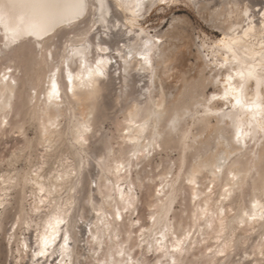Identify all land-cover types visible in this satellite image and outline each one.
Listing matches in <instances>:
<instances>
[{
  "label": "bare ground",
  "instance_id": "6f19581e",
  "mask_svg": "<svg viewBox=\"0 0 264 264\" xmlns=\"http://www.w3.org/2000/svg\"><path fill=\"white\" fill-rule=\"evenodd\" d=\"M16 2L29 4L32 0ZM106 2L103 23L97 20L93 24L89 11L78 20L65 18L40 41L22 36L6 47L10 33L6 35L0 24V73L13 69L7 82L0 80V138L23 136L21 151H38L42 159L35 169L14 174L0 170V243L9 235L10 245H0V253H10L9 264H24L26 260L34 264L32 253L38 250V234L43 235L50 217L59 216L65 224L48 249L49 255L39 258V264H172L173 260L177 264H260L264 259L260 255L264 220H251L244 213L259 217L264 208V133L259 131L264 123V0L260 5L254 0H169L163 5L159 0H122L125 7L120 6L121 0ZM138 3L142 5L139 9ZM179 3L194 8L221 34L203 32L196 39L181 28L189 19L180 15H174L165 30L146 26L154 11ZM240 9L249 15L243 17ZM135 12L139 17L133 27L128 21ZM19 17V12L13 18L7 16L5 23L15 26ZM137 28L147 38L160 40L151 57V69L141 66L139 55L130 63L118 55L141 39ZM248 28L252 31L245 36ZM82 36H86L88 51L83 56L73 55ZM232 40L238 42L232 44ZM100 47L108 51L101 53ZM190 55L195 61H190ZM98 59L105 60L103 76L93 71ZM249 71L252 77H248ZM53 80L59 97L49 103ZM240 84L244 85L242 90ZM209 85L215 89L207 91ZM231 89L235 91L228 100L223 99L225 91ZM111 92L115 97L107 103ZM213 96L218 98L212 100ZM237 96L243 107H232ZM114 107H119L121 116L114 120L116 134L109 135L104 125ZM173 120L176 123L171 126ZM27 125L33 127L35 136L29 135ZM85 125L88 131H84ZM238 128L239 143L235 138ZM246 132L250 135L244 136ZM167 149L181 152L187 166L185 179L176 174L170 179L160 176L156 191L146 201L149 208L154 207L151 215L155 221L137 223L139 213L137 217L133 213L141 199L134 170L139 175ZM222 159L227 161L223 165ZM119 164L124 167L117 171ZM96 167L100 183L91 173ZM216 167L221 170L216 172ZM89 174L97 183L96 189L88 185ZM189 178L195 179V185H186ZM203 178L210 183L205 184ZM141 183H145L143 179ZM187 186L196 196L195 200L190 197L195 210L187 218L193 219L197 228L186 234L179 231L185 219L174 204ZM129 189L134 200L125 212L121 196L127 199ZM85 209L91 218L81 213ZM117 210L121 220L115 218ZM173 218L176 221L172 222ZM65 230L69 251L61 256ZM180 240L184 241L180 251H173ZM158 247L166 248L167 253Z\"/></svg>",
  "mask_w": 264,
  "mask_h": 264
},
{
  "label": "snow or ice",
  "instance_id": "6c2138e0",
  "mask_svg": "<svg viewBox=\"0 0 264 264\" xmlns=\"http://www.w3.org/2000/svg\"><path fill=\"white\" fill-rule=\"evenodd\" d=\"M160 4H167L169 3V0H159ZM10 4H18L16 0H9ZM20 4V3H19ZM33 9V13L27 17H19V21L15 24V26H10L8 23H5V20L7 18V13L3 11V6L0 5V24H3V26L6 29V35L10 33L9 41L6 42L5 46H8V43H15L20 37L22 36H29V37H35L37 41L42 40L45 36H47L50 32L54 31L56 26L60 24L65 18H68L70 20H78L82 17H86L88 12L91 11L94 19L93 24L96 23L97 20H99L101 23L105 20V13L108 11L107 2L106 0H71V3H65L61 2V0H32L31 3L25 4ZM121 7H125L126 5L122 2L120 3ZM137 9L141 8L142 5L138 3L136 5ZM99 12V15L97 16L96 13ZM70 13V16L67 14ZM240 13L243 17H247L249 15V12L246 9H240ZM139 17V12L133 13V17L128 21L129 24H131L133 27H136V20ZM250 23V22H249ZM91 31V29H89ZM252 31L251 28H248L245 30L244 34L247 36ZM261 32L264 33V23H262ZM137 33L141 37V39L137 40L136 44L130 45L127 47V51L121 50L118 55H120L122 58H126V60L130 63L132 61V58L136 55H139L140 60L143 62L142 67H147L148 69H151L153 60L152 55L156 51V46L160 44V40L157 39H150L147 38V34L143 32L142 29L137 28ZM81 45L79 48L73 50V55H79L83 56L84 53L88 51L87 43H86V36L80 37ZM237 40H232V44H236ZM224 43L223 41L221 42ZM227 47V45H225ZM215 47V46H214ZM261 48L264 49V44L261 45ZM231 51V48L228 49ZM99 52L105 53L108 51V49L104 47H100L98 49ZM49 56H51V53H48ZM262 55V67H264V52L261 53ZM233 56L235 57V53H233ZM105 64V60L98 59L95 61V69L93 70L96 75L103 76V67ZM125 69H127V64H125ZM13 69L11 67L7 68L6 73H0V80H3L5 82L8 81L9 75ZM93 74L92 71L89 72V76ZM126 74V73H125ZM243 73H241V76L243 77ZM248 77L253 76V72L249 71L247 73ZM231 79V77H229ZM14 83V81H13ZM89 88H92L93 85L89 83ZM240 89L242 90L244 85H239ZM235 91V89H231V91H225L224 96L222 97L225 100H228L229 96L231 95V92ZM59 92H58V86L55 82V80L51 83V91L48 93V100L49 103L52 102L53 99H58ZM218 97L213 96L211 99L216 100ZM243 107L242 101L237 96L235 98V104L232 105V107L236 106ZM257 107H259L257 105ZM228 115V114H224ZM5 125L8 123L7 120L3 122ZM176 123L175 120L172 121V125L174 126ZM54 127V125H52ZM84 131H88L87 126H83ZM47 129H45V132ZM259 131L264 133V123H262L259 127ZM244 136L250 135V133H244ZM236 141L239 143L241 141V131L239 128L236 132ZM82 139V137H81ZM145 152L148 153V149H145ZM136 153H133L135 155ZM150 154V153H148ZM227 161L222 159L220 161V164L223 165ZM124 167L123 164L117 165V171L122 169ZM221 169L219 167H216V172H219ZM232 179L235 180L236 177L232 176ZM188 183L190 185H195L196 181L194 178H189ZM211 191V189H209ZM228 190L225 189V192ZM41 192H43V189H41ZM131 189H129V197L125 199V197L122 195L121 200L125 203L124 211L127 212L129 209L132 208L134 197L130 195ZM196 199V196L193 195V200ZM41 204L44 203L43 200L40 201ZM253 209L257 208V203H254L252 205ZM38 210V209H37ZM206 212V209L204 210ZM99 215V213H98ZM244 216L249 217L251 220H256L259 218L260 220H264V208L260 211L259 217H257L256 213H252L251 216H249V213L245 212ZM115 218L119 220L121 218V213L119 210L115 212ZM153 221H155V217H152ZM54 221V222H53ZM241 224H244V219L240 220ZM65 224V220L57 217H50L49 220L46 222L44 227V233L43 235L37 236L38 239V250H33V257L36 258L34 260V264H39V258L47 257L49 255L48 249L52 247L57 241L58 236L60 235L61 229L60 226ZM211 226V225H209ZM95 240L96 238L93 237ZM141 239L143 240V232L141 233ZM187 239V236L184 238ZM183 240L176 241V247L173 249V251H180V245L183 244ZM162 241L158 240L157 244L162 246ZM261 249H260V255L262 258H264V240L261 241ZM69 235L67 233V230L64 231L63 234V243L60 245V255L65 256L69 249ZM152 245H148V250L152 251ZM23 249L25 251L28 250V245L25 243L23 244ZM158 251H163L167 253V249L163 247H158ZM211 251V250H210ZM219 255L223 256L224 251L218 250ZM121 256L124 255L123 251L119 253ZM159 264V262H158ZM172 264H177L175 260L172 261ZM260 264H264V259L260 262Z\"/></svg>",
  "mask_w": 264,
  "mask_h": 264
},
{
  "label": "rangeland",
  "instance_id": "374dc122",
  "mask_svg": "<svg viewBox=\"0 0 264 264\" xmlns=\"http://www.w3.org/2000/svg\"><path fill=\"white\" fill-rule=\"evenodd\" d=\"M215 1H216V3L219 2V0H215ZM262 1L263 0H254V2L257 5H260ZM174 15H177V16L180 15V16L188 17L189 22H187V23L183 22L182 24H180V26L185 32H187L191 36L195 37L196 39L200 35L203 36V32L209 34L210 36L221 34V31H218L216 28L211 26V24H209L207 21H205L196 12V10L194 8L187 6V4H185V3H179V4L169 6V7L167 6L163 10L157 9L156 11L153 12L152 16L149 17V21L146 22L145 24H146V26H149L152 29L156 28L157 30H165L167 27H169ZM190 61H192V62L195 61V58L193 55H190ZM17 74H19L20 76L22 75V73L20 74L19 72ZM209 74H210V71L207 70V75H209ZM140 83H142V82H140ZM214 89H215V87L209 85L207 88V91H209V90L213 91ZM114 97H115L114 92L109 93V95L106 97V102L111 103L113 101ZM11 115L12 114H10L9 119L13 121V118H12L13 115L12 116ZM110 115H111V119H109L110 121L108 120L105 123L104 127H105V130L107 131V133L109 135H113V134H116V132H115L116 126H115L114 120L116 117L121 116V112L119 111V107L111 108L110 109ZM116 115H118V116H116ZM28 126L29 125H27V127ZM28 128H29V130H28L29 135L32 137L35 136V130L33 129V127H28ZM24 145H25V139L23 138V136L19 137V136H15V135H7V137H3V138L1 137L0 138V170L3 169L2 171L4 173L14 174L17 171L35 169L34 166L37 163H40L42 160L41 157L38 156L39 152L33 151L31 153L29 150L28 151L27 150L21 151V148L24 147ZM116 146H117V144H116ZM37 153H38V155H37ZM160 153H161L160 155L158 154L155 156V158L152 160L151 165L147 166L146 170L145 169L142 170L139 175H137V172H135V170H134L133 179H134V183L136 184L135 185L136 191L138 192L139 198L141 200L138 202L137 210L133 213V216L137 217V215L139 213L140 220L137 223H140V224L141 223L146 224L149 221L150 222L153 221L151 214L154 211L153 210L154 207L149 208L146 205V201L148 200L150 194H152L156 191L158 184L160 183L161 179L163 178V175H167V177H169V179H170L173 174H176L180 178L183 177L182 179H185L184 176H185V173L187 170V166L184 163H182L181 152L178 149H171V150L167 149L166 151H161ZM39 158H40V160H39ZM38 161H40V162H38ZM47 166L48 165H45V167H47ZM98 170H99V168H97V167H96V169L91 168V173H92V175H94V178L97 179L98 183H100L99 176H98L100 170L99 171ZM140 170H141V165L137 167V171H140ZM168 170H170L172 173L171 172L168 173L167 172ZM89 175H88V185H90V187L96 189L97 183L92 181L91 180V174H89ZM160 176H162V178ZM89 177H90V179H89ZM141 179H143L145 183L142 184ZM203 179L205 181V182L203 181L205 184L208 185L210 183V182H208L209 179H207V178H203ZM186 181L187 180H185V182ZM187 182H186V185L189 184ZM181 195L182 196H180L179 199H177V201L174 204L177 207L176 212L181 214V216H184L183 218L185 219L182 226H179V231H180V233L186 232V234H187L188 230L191 229L192 230L191 232L193 233L194 231H196L197 226L195 224H193L194 223L193 219L187 218V215L193 214V211L195 210V207H193L194 202L190 199L191 195L193 197V194H192V191L187 186L182 191ZM13 202H14V200H13ZM15 206H17V204ZM29 207L30 206L27 203L26 208L29 209ZM10 208H11V206H10ZM192 209H193V211H192ZM14 210L15 209H13L12 212ZM82 212L85 213V215H89L90 218L92 217V214L90 215V212H88L86 209L81 210V213ZM11 219H13V217H11ZM120 220H121V218H120ZM174 221H176L175 218L172 219V222H174ZM10 225H11V223H9L7 225V228H10ZM83 229H85V226L83 227ZM34 235H35V233H34ZM8 236L4 235V239H3L2 243H0V245H3L2 246L3 248L6 245H8V247L10 246L8 244ZM87 236H88V234L86 235V237ZM34 237L35 236H33V239H34ZM85 250L86 249H83L82 252L88 251V250L87 251H85ZM27 261L28 260H26L24 264H29ZM83 261H85V260H83ZM9 262H11L10 253H8V256L5 253H0V264H9ZM85 262H83V263L87 264ZM53 263H55V261H53ZM88 264H91V263L88 262Z\"/></svg>",
  "mask_w": 264,
  "mask_h": 264
},
{
  "label": "clouds",
  "instance_id": "9594fccd",
  "mask_svg": "<svg viewBox=\"0 0 264 264\" xmlns=\"http://www.w3.org/2000/svg\"><path fill=\"white\" fill-rule=\"evenodd\" d=\"M65 3L69 2L65 0ZM0 5L3 6V11L7 13V16L10 18L15 17L18 12L23 17H27L33 13V9L25 4H10L9 2L5 3L4 0H0ZM141 264H144V262L142 261Z\"/></svg>",
  "mask_w": 264,
  "mask_h": 264
}]
</instances>
